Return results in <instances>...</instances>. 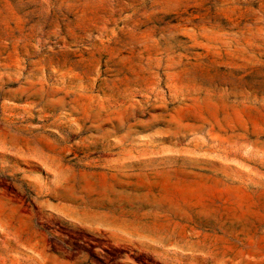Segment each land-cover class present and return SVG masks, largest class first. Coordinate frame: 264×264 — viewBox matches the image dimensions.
<instances>
[{
    "label": "rangeland",
    "instance_id": "1",
    "mask_svg": "<svg viewBox=\"0 0 264 264\" xmlns=\"http://www.w3.org/2000/svg\"><path fill=\"white\" fill-rule=\"evenodd\" d=\"M0 264H264V0H0Z\"/></svg>",
    "mask_w": 264,
    "mask_h": 264
}]
</instances>
